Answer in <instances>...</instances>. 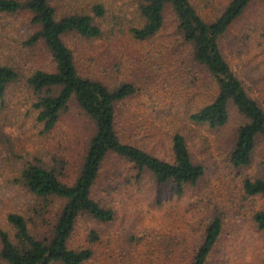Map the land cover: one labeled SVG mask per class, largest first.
Listing matches in <instances>:
<instances>
[{"label": "rangeland", "instance_id": "obj_1", "mask_svg": "<svg viewBox=\"0 0 264 264\" xmlns=\"http://www.w3.org/2000/svg\"><path fill=\"white\" fill-rule=\"evenodd\" d=\"M190 1L210 20L227 0ZM50 4L59 17L90 15L102 31L91 40L74 34L62 38L81 74L109 87L121 83L135 87V94L116 108L121 141L171 162V139L182 133L193 160L205 169L197 185L186 187L178 197L171 184L158 185L148 172L137 177L130 164L108 155L91 195L114 212V219L99 223L79 217L68 247L92 252L84 264H190L209 221L218 216L221 233L206 264H264V230L253 221V214L264 210V197H245L241 185L245 176L264 177V146L256 148L249 169L238 171L229 162L242 121L236 112L231 111L228 122L217 130L191 123V114L212 101L217 87L176 40L172 15H166L158 36L140 42L129 33L139 23L135 0H51ZM95 5L103 6V17H94ZM35 31L28 14H0V63L17 67L21 75L0 102V230L10 236L9 213L22 215L31 233L43 237L50 236L59 208L58 202L46 206L25 189L19 178L22 168L42 164L71 185L93 135V125L74 97L51 131L43 132L36 122L23 76L50 69L52 60L42 45L27 46ZM223 38L226 61L247 94L264 109V0L253 1ZM91 231L98 235L96 242L89 239Z\"/></svg>", "mask_w": 264, "mask_h": 264}, {"label": "trees", "instance_id": "obj_2", "mask_svg": "<svg viewBox=\"0 0 264 264\" xmlns=\"http://www.w3.org/2000/svg\"><path fill=\"white\" fill-rule=\"evenodd\" d=\"M135 1L139 23L130 28L131 38L140 42L152 40L163 30L166 15H172L176 40L187 48L191 62L217 87L212 101L191 114L189 119L192 124L217 130L228 122L231 111L236 112L242 121L235 132L229 162L235 170L249 169L256 148L264 146V109L247 94L240 78L225 59L221 42L255 0H227L210 20L203 18L190 0ZM50 2L0 0V14H28L36 31L27 40V46L42 45L52 60L50 69H36L23 76L24 86L33 97L31 108L35 120L42 125L43 132L55 127L74 97L91 121L93 135L87 144L79 174L71 185L61 182L54 169L42 164H27L22 168L19 178L25 189L46 206L58 202L59 208L50 236L43 237L31 233L29 222L22 215L9 213L6 222L13 235L0 230V264H84L88 261L92 252L69 248L68 241L79 217L86 216L99 223L114 219V212L100 205L91 195L102 164L110 154L130 164L137 177L148 172L158 185L171 184L178 197L183 195L186 187H195L205 173L204 167L193 160L182 133L176 132L171 139V162L121 141L115 125L116 108L135 94V87L131 83L109 87L99 79L81 74L72 51L62 38L74 34L80 39L91 40L101 36L102 31L87 14L72 13L59 17ZM92 13L101 18L105 10L102 5H95ZM19 72L17 67L0 63V102L9 88L21 81ZM241 185L245 197H264V177L254 180L245 176ZM253 221L258 230H264V210L256 211ZM221 227L218 216L209 221L190 264L207 263ZM89 239L96 242L97 233L91 231Z\"/></svg>", "mask_w": 264, "mask_h": 264}]
</instances>
